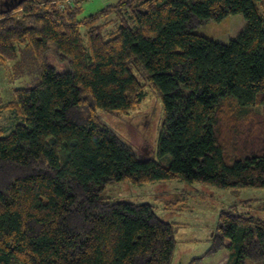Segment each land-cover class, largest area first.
<instances>
[{"label": "trees", "instance_id": "obj_1", "mask_svg": "<svg viewBox=\"0 0 264 264\" xmlns=\"http://www.w3.org/2000/svg\"><path fill=\"white\" fill-rule=\"evenodd\" d=\"M60 1L0 8V61L25 47L40 72L0 101L16 119L0 125V264H172L177 224L102 193L117 182L264 188V0H117L84 18ZM232 15L248 25L229 44L196 33ZM147 87L163 103L155 156L100 117L137 110ZM239 207L221 212L212 251L264 264V220Z\"/></svg>", "mask_w": 264, "mask_h": 264}, {"label": "rangeland", "instance_id": "obj_2", "mask_svg": "<svg viewBox=\"0 0 264 264\" xmlns=\"http://www.w3.org/2000/svg\"><path fill=\"white\" fill-rule=\"evenodd\" d=\"M117 0H88L81 4V18L96 13ZM248 23L243 15H232L221 22H209L196 33L216 42L229 44L237 39ZM86 32L83 31L85 36ZM17 61H0V101L7 103L19 88H32L40 81V72L30 50L22 47ZM50 63L63 72L66 65L56 59L55 47L49 51ZM102 121L134 149L156 155L163 125V103L150 87L137 110L125 116L100 113ZM16 119L10 112L0 113V125L11 128ZM144 151V152H143ZM112 201L137 205L150 204L157 217L177 224L176 250L172 264H227L230 253L215 245L219 217L230 206L239 205L240 212L264 220V188L227 190L202 183L186 184L182 181H162L144 185L129 182L108 184L103 193ZM245 264H256L251 261Z\"/></svg>", "mask_w": 264, "mask_h": 264}, {"label": "built area", "instance_id": "obj_3", "mask_svg": "<svg viewBox=\"0 0 264 264\" xmlns=\"http://www.w3.org/2000/svg\"><path fill=\"white\" fill-rule=\"evenodd\" d=\"M88 1V0H61L59 2V7L61 9H65V8H72L74 7L76 4H82L83 2Z\"/></svg>", "mask_w": 264, "mask_h": 264}, {"label": "flooded vegetation", "instance_id": "obj_4", "mask_svg": "<svg viewBox=\"0 0 264 264\" xmlns=\"http://www.w3.org/2000/svg\"><path fill=\"white\" fill-rule=\"evenodd\" d=\"M15 7L16 4H15V1L14 0H0V8L5 10V11H8L9 8L11 7Z\"/></svg>", "mask_w": 264, "mask_h": 264}, {"label": "water", "instance_id": "obj_5", "mask_svg": "<svg viewBox=\"0 0 264 264\" xmlns=\"http://www.w3.org/2000/svg\"><path fill=\"white\" fill-rule=\"evenodd\" d=\"M15 1V4L16 6H20L25 0H14ZM12 8H14L13 6L11 8H9L8 11H10Z\"/></svg>", "mask_w": 264, "mask_h": 264}, {"label": "crops", "instance_id": "obj_6", "mask_svg": "<svg viewBox=\"0 0 264 264\" xmlns=\"http://www.w3.org/2000/svg\"><path fill=\"white\" fill-rule=\"evenodd\" d=\"M80 7H81V5H80ZM0 96H1V93H0ZM2 102V101H1Z\"/></svg>", "mask_w": 264, "mask_h": 264}]
</instances>
